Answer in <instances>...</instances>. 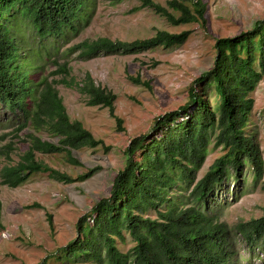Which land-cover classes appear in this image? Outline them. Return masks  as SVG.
<instances>
[{
  "label": "trees",
  "instance_id": "trees-1",
  "mask_svg": "<svg viewBox=\"0 0 264 264\" xmlns=\"http://www.w3.org/2000/svg\"><path fill=\"white\" fill-rule=\"evenodd\" d=\"M142 1L174 25L205 22L207 7L202 0H168V6ZM85 7L86 0H0V121L18 124L16 136L31 125L35 131L59 138L57 144L30 133L22 160L2 169L4 185L17 187L39 172L70 183L97 171L93 168L72 177L36 159V152L64 153L71 164L79 165L72 150L96 148L103 141L81 121L70 118L55 83L46 78L33 81L31 63L21 60L23 29L18 26L20 22L29 28L31 37L43 45L76 33L86 18ZM190 34V30H161L151 38L130 42L99 37L70 49L80 51L81 57L171 49L182 45ZM215 50L213 67L190 85L189 101L158 116L152 133L131 139L110 195L79 218L78 237L62 248L66 257L75 260L72 264H242L234 233L242 237L250 254L264 255V215L231 228L211 201L214 190L226 179L239 180L247 161L254 180L263 173L261 150L245 128L254 105L251 93L264 76V19L251 30L218 37ZM134 81L141 83L139 78ZM200 84L203 89L214 86L217 105L198 89ZM75 87L88 105L108 107L115 115L116 94L91 75ZM211 143L221 146L223 154L196 180ZM1 217L0 199V228ZM126 235L134 244L123 252L117 240L124 241Z\"/></svg>",
  "mask_w": 264,
  "mask_h": 264
},
{
  "label": "rangeland",
  "instance_id": "rangeland-1",
  "mask_svg": "<svg viewBox=\"0 0 264 264\" xmlns=\"http://www.w3.org/2000/svg\"><path fill=\"white\" fill-rule=\"evenodd\" d=\"M153 1L168 6V0ZM202 1L207 7L205 22L174 25L144 6L142 0H86V18L78 24V31L56 41L49 39L43 45L31 37L29 28L18 22L23 29V35L19 36L23 38L21 60L31 63L33 81L46 78L55 83L70 118L81 121L103 144L73 149L79 165L71 164L64 153L36 152L38 161L72 177L97 168L83 181H57L39 172L21 185L9 187L1 183L0 177L3 224L0 264H72L75 260L66 257L62 248L78 237L79 218L101 198L110 195L113 180L125 165L131 139L152 133L158 116L189 101L192 82L214 65L218 37L251 30L256 21L264 19V0ZM161 30L171 33L190 30L191 34L182 45L171 49L157 47L93 57H81L80 51L70 49L86 39L109 37L130 42L151 38ZM88 74L97 84L116 94L115 115L108 107L88 105L86 97L75 87ZM134 78H139L141 83H136ZM197 87L208 95L213 106L217 105L219 97L213 85L204 89L201 84ZM251 96L254 105L245 132L261 150L262 176L254 180L253 169L247 161L239 180L234 176L226 179L214 190L211 199L215 212L231 228L264 215V76ZM17 126L0 121V174L6 166L22 160L30 145V133L59 143L57 136L35 131L31 125L16 136ZM222 154V147L211 143L196 180ZM173 191L179 193L178 188ZM232 237L242 264H263V254L259 251L250 254L240 235L234 233ZM117 243L123 252L134 244L129 235Z\"/></svg>",
  "mask_w": 264,
  "mask_h": 264
}]
</instances>
